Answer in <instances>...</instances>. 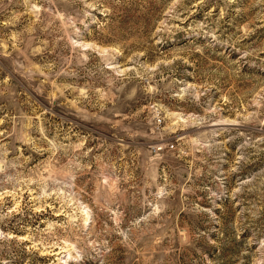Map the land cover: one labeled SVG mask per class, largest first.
I'll list each match as a JSON object with an SVG mask.
<instances>
[{
	"label": "rangeland",
	"instance_id": "rangeland-1",
	"mask_svg": "<svg viewBox=\"0 0 264 264\" xmlns=\"http://www.w3.org/2000/svg\"><path fill=\"white\" fill-rule=\"evenodd\" d=\"M0 264H264V0H0Z\"/></svg>",
	"mask_w": 264,
	"mask_h": 264
}]
</instances>
